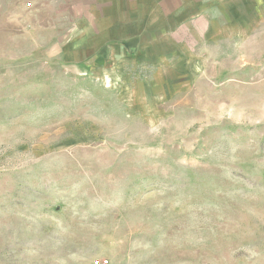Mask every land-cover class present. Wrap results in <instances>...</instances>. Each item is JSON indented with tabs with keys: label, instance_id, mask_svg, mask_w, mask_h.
I'll list each match as a JSON object with an SVG mask.
<instances>
[{
	"label": "rangeland",
	"instance_id": "rangeland-1",
	"mask_svg": "<svg viewBox=\"0 0 264 264\" xmlns=\"http://www.w3.org/2000/svg\"><path fill=\"white\" fill-rule=\"evenodd\" d=\"M58 2L0 0V264H264V19L83 67Z\"/></svg>",
	"mask_w": 264,
	"mask_h": 264
},
{
	"label": "crops",
	"instance_id": "crops-1",
	"mask_svg": "<svg viewBox=\"0 0 264 264\" xmlns=\"http://www.w3.org/2000/svg\"><path fill=\"white\" fill-rule=\"evenodd\" d=\"M56 16L66 21L57 41L70 43L74 64L168 68L202 46L249 36L264 0H59Z\"/></svg>",
	"mask_w": 264,
	"mask_h": 264
},
{
	"label": "built area",
	"instance_id": "built-area-1",
	"mask_svg": "<svg viewBox=\"0 0 264 264\" xmlns=\"http://www.w3.org/2000/svg\"><path fill=\"white\" fill-rule=\"evenodd\" d=\"M104 263H106V262H104Z\"/></svg>",
	"mask_w": 264,
	"mask_h": 264
}]
</instances>
